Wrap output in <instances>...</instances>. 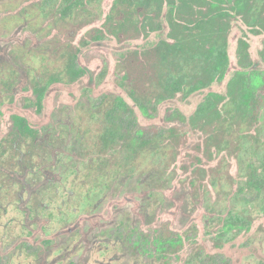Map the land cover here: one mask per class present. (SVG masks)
Returning a JSON list of instances; mask_svg holds the SVG:
<instances>
[{"label":"rangeland","instance_id":"1","mask_svg":"<svg viewBox=\"0 0 264 264\" xmlns=\"http://www.w3.org/2000/svg\"><path fill=\"white\" fill-rule=\"evenodd\" d=\"M159 6L0 0V264H264V32L230 10L225 75L189 94L222 34L175 43Z\"/></svg>","mask_w":264,"mask_h":264},{"label":"trees","instance_id":"2","mask_svg":"<svg viewBox=\"0 0 264 264\" xmlns=\"http://www.w3.org/2000/svg\"><path fill=\"white\" fill-rule=\"evenodd\" d=\"M160 2L159 8L164 9V5L168 7L164 17L169 27V38L175 43H183L186 41L188 29L198 33L197 39L201 43L202 34H205L209 29L208 27H213L214 24H218L221 36V43L215 49L210 50V68L198 78L190 88V93H195L200 90L209 88L214 81H220L223 79L225 72L228 68V54H227V37L231 29V17L232 14L230 10L236 15L240 16L245 26L253 28L257 27L264 32V16L261 17V21L258 23L251 22L249 20L248 11L234 5L232 9H229L228 2L231 0H156ZM231 3V2H230ZM188 13H187V12ZM191 25V28H189ZM207 25V28H205ZM158 29L152 28L150 32L157 31ZM211 30V32H213ZM189 33V32H188ZM186 43V42H185ZM187 44V43H186ZM238 48L241 53L247 54V44L244 39H239ZM174 92H179L178 89H172ZM238 92L241 98V109L243 107H249L252 103L253 92L250 90V85L247 81V76L244 73H236L228 82V94L232 96L234 92ZM213 96H218L217 94L209 93L207 98L202 102L191 117V123L194 125L196 121L203 119L206 111V102ZM118 103L115 104L118 108L123 110H129L136 119L134 110L125 102V100L119 96L115 97ZM35 107L37 113L41 112L42 109V97L37 96ZM139 110L146 114L144 108L137 103ZM120 109V110H121ZM204 114V115H203ZM184 120L183 116H180ZM14 126L17 128H27L26 120L20 116H13ZM124 123L126 133L132 130L135 126L134 122H129L130 126ZM125 133V132H124ZM131 133V132H130Z\"/></svg>","mask_w":264,"mask_h":264}]
</instances>
